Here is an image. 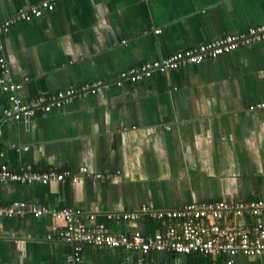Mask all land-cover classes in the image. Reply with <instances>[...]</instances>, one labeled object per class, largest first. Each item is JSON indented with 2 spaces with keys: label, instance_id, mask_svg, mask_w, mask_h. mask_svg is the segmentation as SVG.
Segmentation results:
<instances>
[{
  "label": "crops",
  "instance_id": "obj_1",
  "mask_svg": "<svg viewBox=\"0 0 264 264\" xmlns=\"http://www.w3.org/2000/svg\"><path fill=\"white\" fill-rule=\"evenodd\" d=\"M38 1L0 0V21ZM259 24L264 0H55L52 10L13 24L0 33V56L20 84L21 98L96 80L111 83L101 93L75 96L65 106L20 120L4 118L9 103L0 87V167L75 174L85 166L118 174L45 184L0 179V203L75 206L112 233L150 236L163 225L148 215L111 221L105 214L141 205L170 209L192 201L264 197V109L249 108L264 100V40L155 70L138 81L112 82L144 61ZM62 228L61 219L47 215L1 217L0 264H69L72 245L60 237ZM137 256L165 264L225 260L82 246L88 264H120ZM234 264H264V257L237 255Z\"/></svg>",
  "mask_w": 264,
  "mask_h": 264
},
{
  "label": "built area",
  "instance_id": "obj_2",
  "mask_svg": "<svg viewBox=\"0 0 264 264\" xmlns=\"http://www.w3.org/2000/svg\"><path fill=\"white\" fill-rule=\"evenodd\" d=\"M55 0H40L19 9L10 17L0 21V33L19 21H28L41 16L44 11L52 10ZM158 33L159 29H155ZM264 40V24L253 25L244 32L228 33L198 45L178 50L167 57L147 60L138 66L120 71L114 84L122 85L125 81H138L151 75L155 70L165 71L180 66L198 63L214 58L238 47ZM0 87L6 93L8 106L3 109L4 118L15 120L28 119L37 111L49 112L55 106H65L75 96L88 92L101 93L111 83L100 80L70 86L47 95H37L23 99L17 94L20 84L12 81L8 75L4 58L0 56ZM251 110L264 109V100L249 106ZM27 149V147H22ZM118 174V171L115 173ZM114 174V175H115ZM80 175L91 178H111V173L91 172L80 166L77 173L69 170L50 168L44 171L21 169L14 172L2 165L0 179L19 183H40L65 181L68 177L76 182ZM30 213L36 217L50 216L63 221L60 237L72 245L68 257L69 264H88L82 257V246L89 244L99 247L121 248L129 252L160 251L166 253H191L202 255H222L223 264H234L237 255L264 257V197L251 201H230L225 199L210 201H192L177 208L155 209L141 205L131 211H110L105 214L111 221L135 220L143 215L159 221L163 227L150 236L139 231L132 233H112L103 223H93L94 214L79 207L65 206L49 208L34 202L13 200L0 203V218L22 216ZM250 222H240V218ZM252 219V220H251ZM48 238H51L48 235ZM120 264H165L137 256L132 261Z\"/></svg>",
  "mask_w": 264,
  "mask_h": 264
}]
</instances>
